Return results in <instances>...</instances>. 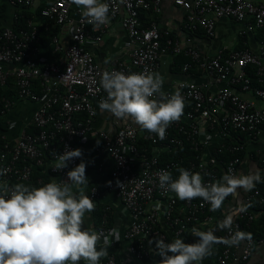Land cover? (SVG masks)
Here are the masks:
<instances>
[{
	"label": "built area",
	"instance_id": "2783aa9c",
	"mask_svg": "<svg viewBox=\"0 0 264 264\" xmlns=\"http://www.w3.org/2000/svg\"><path fill=\"white\" fill-rule=\"evenodd\" d=\"M37 2L10 0L12 6L28 11H35ZM103 2L110 6L109 20L120 17L121 27L129 37L128 61H117L111 67H102L85 47L91 35L90 27L99 29L96 40L101 41L109 23L99 27L90 24L73 0H56L41 11L44 18L60 27L74 26L69 46L63 47L57 37L53 38L54 51L62 54L56 62L46 63L43 67L38 65V28L32 21L29 20L27 28L18 31L15 24L20 16H16L14 26L0 30V89L7 87L13 79L19 99L42 103L33 117V123L39 129L36 134L24 131L15 144L6 139L0 144V169H7L1 178L10 187L15 182L28 183L32 180L33 170L44 166L49 159L51 174L57 181H67V173L80 163V159L69 162L67 168L55 170V154H63L65 148L75 150V141L90 131L97 115L94 101L107 96L99 83L103 71L158 72L164 55L187 57L182 72L192 74L193 80L177 82L164 91L170 95L179 90L187 110L178 122L167 128L164 140L132 123L123 125L115 134L104 130L99 134L103 140L99 153L108 154L113 161L107 188L120 196L125 210L133 218L125 238L130 242V252L144 260L156 251L148 243L153 237L170 243L166 231L178 237L188 225L202 222V216L205 215V221L211 220L206 215L211 211L210 204L197 198L184 201L183 207L179 208L176 194L160 185L161 171H168L173 176L184 163L178 150L188 146L195 156L187 170L199 172L205 183H213L221 178V173L227 174L229 170L238 175L246 141L254 143L258 139L264 127V37L257 52L239 49L207 56L196 47L185 48L181 39L160 29L156 22L143 26L142 13L160 14L164 0ZM175 4L187 12L184 28L188 34L202 31L213 38L217 22L222 19L245 22L242 35L264 31V4L249 0H175ZM72 12L78 16L76 23H73ZM8 65L18 67L10 72L4 69ZM35 82L41 86V96L34 89ZM4 102L6 108L11 107L9 99ZM81 115H84L83 119L79 118ZM171 153L176 154L177 159L163 162V157ZM261 157L264 165V156ZM47 183L42 178L38 180L39 186ZM99 196L97 188L91 190L92 200L96 202ZM255 202L264 206V189L258 186L246 193L242 203L245 210L240 211L239 207L231 232L226 230L220 237L227 238L254 223L257 220L252 208ZM163 203L167 209L162 215ZM161 220L166 231L159 229ZM111 230L105 220L96 231L107 235ZM260 241L254 237L243 241L241 252L237 246L219 244L218 264L248 262ZM160 260L157 255V264ZM108 264H116L114 256Z\"/></svg>",
	"mask_w": 264,
	"mask_h": 264
},
{
	"label": "clouds",
	"instance_id": "9594fccd",
	"mask_svg": "<svg viewBox=\"0 0 264 264\" xmlns=\"http://www.w3.org/2000/svg\"><path fill=\"white\" fill-rule=\"evenodd\" d=\"M81 8L82 15L96 27L109 23L110 6L103 0H73ZM107 96L99 102L102 111L110 112L118 120L131 119L142 131L155 134L160 140L166 138L167 128L184 115L185 99L179 90L173 94L163 91L164 78L158 72L143 71L125 74L120 71H103L99 81ZM211 137H208L210 139ZM80 159L74 169L67 173V181L53 179L41 187L17 183L10 187L0 182V264H100L108 257L109 234L87 228L86 214L96 209V202L85 194L89 185L86 177L87 164L79 148L55 154V170L68 167L69 162ZM178 178L168 171L159 173L161 187H167L181 201L202 199L219 210L228 197H236L238 190L252 191L264 182L259 169L248 174L235 175L231 170L213 183H205L204 176L184 168L177 169ZM7 169H0L4 176ZM204 175H208L205 173ZM245 207L240 206V211ZM231 215L218 223V228L231 232ZM196 239L185 243L174 238L170 243L162 239L155 243L160 264H202L212 255V246L223 244L239 246L251 240L252 234L240 230L229 237H217L215 230L200 231L192 228ZM101 243L103 246H101Z\"/></svg>",
	"mask_w": 264,
	"mask_h": 264
},
{
	"label": "crops",
	"instance_id": "0c3cea01",
	"mask_svg": "<svg viewBox=\"0 0 264 264\" xmlns=\"http://www.w3.org/2000/svg\"><path fill=\"white\" fill-rule=\"evenodd\" d=\"M56 0H38L37 9L24 10L21 7H14L10 4V0H0V30L14 26L16 16H28L30 21H32L37 28L39 23H42L37 16V10H43L49 4ZM257 4H264V0H249ZM143 15V17H142ZM141 15V23L156 22L160 29L169 31L172 37L181 39L183 46L196 47L202 53L207 56H215L218 52L224 51L225 54L230 53L233 50L239 49H250L251 51L257 52L262 38L264 37V31L253 32L242 35V31L245 29V22L237 21L234 19H222L217 22L216 32L213 38L208 37L204 32L199 31L198 34H188L185 32V21L187 17V12L175 4V0H164L162 12L160 14H155L153 12H145ZM73 23L77 22L78 16L75 12H72ZM55 23V22H53ZM54 33V37L60 40L63 47L72 44V36L74 26H64L60 27L58 25H53L51 28ZM90 37L85 43V47L90 51L96 61L102 67H111L117 61H128L130 49L128 46L129 37L123 31L121 27V18L110 19L109 27L105 35H103L101 41H97L96 37L99 36V29L95 27H90ZM53 38H47L48 44L45 46L40 42L37 43L38 53L36 55V60L39 66L43 67L46 63L56 62L60 59L62 54L56 53L54 51ZM177 58L166 54L162 57L161 68L158 73L164 78L163 91L170 90L175 83L183 80H193V75L184 74L182 72V66H177L175 62ZM18 66L8 65L4 69L6 71L13 72ZM193 72V71H192ZM196 72V71H195ZM193 74H195L193 72ZM10 85V86H9ZM5 92L13 93L4 97V99H9L12 102L10 108H6L4 105V111L0 114V136L2 140L6 139L11 144H15L20 135L25 131L29 134H36L33 131L35 126L33 123L34 114L40 109L42 103L33 102L31 100L19 99L17 97V88L13 79H10L7 87H3ZM35 91L41 96L42 89L38 82L34 85ZM3 99V103L5 104ZM100 101H94V106L97 111V115L91 125L90 131L81 139L75 141L76 149L79 148L83 151V161L87 164L86 167V177L88 178L89 185L86 188L85 194L90 197L91 190L97 188L100 191V196L96 200V209L94 212L86 214L85 224L89 229L97 230L103 224V221H108L109 227L111 229L118 230V237L116 234L109 235L108 241V257L102 258L100 264H108L111 256L116 259V264H157V254L156 251L151 252V257L139 260L130 252V242L126 240L125 233L133 224V218L125 210L120 196L116 192H112L107 188V181L113 169V161L111 157L106 153H99V149L103 146V140L100 137L101 131H107L111 134H115L123 125L135 122L131 119L118 120L108 111H102L99 108ZM79 118H84V115L79 116ZM36 128V127H35ZM140 129V128H139ZM247 147L242 154L243 163L240 167V172L243 174H248L249 172H254L259 169L261 176H264V165L261 163L262 157L264 156V127L262 128L258 139L254 143L246 141ZM51 160L46 159L44 166L35 168L33 170V176L41 177L46 182H51L53 179L58 180L54 175L51 174ZM81 163V160H80ZM135 168L138 166L135 164ZM179 173L173 174V179ZM221 177L224 175L220 174ZM32 176V177H33ZM0 182H4L0 176ZM31 182V181H30ZM15 182L23 183L30 187H41L36 186L35 182ZM258 186V184L256 185ZM262 190L264 188H261ZM247 192L243 189L238 190V195L236 197H228L223 206L217 211H210L206 215L211 217L210 221H205V215L202 216V222L192 223L188 225L181 235L178 237L174 233H169L166 231V226L162 216L161 222L159 223V229L168 232L170 242L174 238L183 239L185 243H194L197 238H195L191 232L192 228H197L200 231L215 230V235L220 237L226 230H221L218 228V223L222 221L225 216L231 215L233 217V222L236 220L237 212L239 207L242 205L244 197ZM184 201L179 200V208H182ZM252 208L256 211L257 220H260L262 215H264V206L261 207L257 202H255ZM101 209L103 216L101 217L102 222H97L96 211ZM167 209L166 204L163 203L161 207L162 215ZM98 212V211H97ZM264 225V220H263ZM264 234V232H263ZM157 237H153L151 240H155ZM260 241V240H259ZM101 246L103 244L101 243ZM155 247V243L151 245ZM238 252L242 251V243L237 248ZM221 250L219 244L212 246V255L207 257L202 261V264H218L217 257L219 256ZM80 264H85L81 261ZM242 264H264V236L261 241L256 244L255 251L246 263Z\"/></svg>",
	"mask_w": 264,
	"mask_h": 264
},
{
	"label": "trees",
	"instance_id": "16d2710c",
	"mask_svg": "<svg viewBox=\"0 0 264 264\" xmlns=\"http://www.w3.org/2000/svg\"><path fill=\"white\" fill-rule=\"evenodd\" d=\"M41 11H42L41 9L37 10V16L40 20H42V23H39V27H38V42H40V44L42 43L45 46L46 44H48L47 38H51V40H52V38L54 36V33L52 32L51 28L53 25H55V23L44 18L41 14ZM142 17H143V15H142ZM29 19H30V17H28V16H25V17L20 16L19 21L15 24L16 30L20 31L21 29L27 28V23H29ZM148 25H149L148 23H143V26H145V27ZM196 34H198V33H196ZM45 39H47V40L45 42H43ZM176 58H177V61L175 62V64L177 66H180V65L182 66L185 62L188 61V58L183 56V55L177 56ZM5 89L4 88L0 89V114L5 110L4 109L5 104L3 103L4 97H8L7 95H10V93H13V92H10V93L5 92ZM13 95L15 96L16 93H13ZM186 110L187 109L185 108L184 111H186ZM35 127L36 126H34L32 128L33 129L32 133L34 131L36 132V130H37V132L39 131V129L37 127L36 128ZM3 143H4V141L2 140V138L0 136V144H3ZM188 148L189 147L186 146L185 148H181L178 150L179 154L182 155V158L184 159V163L181 165L180 168H184L186 170L189 167V163L194 160V156H195V155H193V153L189 152ZM163 158L164 159L162 161L165 162L166 159L167 160L177 159V155L174 153H171V154H168L167 156H164ZM176 173H178L177 170H176ZM40 178L41 177L36 176V178H35L33 176L31 182L34 181L35 185L39 186L38 180ZM176 178H178V176ZM258 187L264 188V182L259 183ZM97 211H96L97 222L101 223L102 222L101 217L103 216V213L101 212V209H97ZM263 220H264V215H262L260 220L255 221L249 227H247L245 225L243 232L251 233L252 237H254L257 241L261 240L264 236V234H263V232H264Z\"/></svg>",
	"mask_w": 264,
	"mask_h": 264
},
{
	"label": "water",
	"instance_id": "95a60500",
	"mask_svg": "<svg viewBox=\"0 0 264 264\" xmlns=\"http://www.w3.org/2000/svg\"><path fill=\"white\" fill-rule=\"evenodd\" d=\"M82 229H83V230H86V229H87L86 224H84V225L82 226Z\"/></svg>",
	"mask_w": 264,
	"mask_h": 264
}]
</instances>
